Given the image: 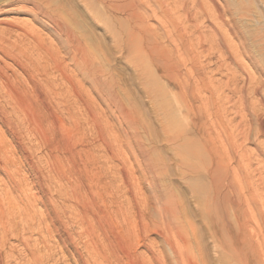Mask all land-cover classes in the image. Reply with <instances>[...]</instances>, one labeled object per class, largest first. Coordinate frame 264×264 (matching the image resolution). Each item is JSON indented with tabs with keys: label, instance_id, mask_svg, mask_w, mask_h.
Wrapping results in <instances>:
<instances>
[{
	"label": "rangeland",
	"instance_id": "374dc122",
	"mask_svg": "<svg viewBox=\"0 0 264 264\" xmlns=\"http://www.w3.org/2000/svg\"><path fill=\"white\" fill-rule=\"evenodd\" d=\"M3 1L5 0H0V3ZM182 1L191 8L190 11L193 10L192 13L195 14L196 11L194 10L198 11V25L200 26L198 27L200 29L198 31L201 32L194 31L195 33L191 34L193 33L192 29L194 28L193 30H196V27H194V25L191 26L193 21L191 24L187 23V15L182 11L181 19L185 21V26H191L192 28H190V30L187 29L189 32L188 36L190 37L188 40L189 44L184 43L178 48L173 43L172 46L170 42L165 43L167 50L170 52L173 50L175 59L179 61V65L172 69L170 66L165 67L156 63L154 64L144 51L140 52L134 48L124 47L121 41L125 36L123 35L120 24H118L116 19L106 11L104 5L99 0H86V2L82 0H56L59 6L62 8L64 7L63 9L68 12L66 21L69 25L75 29V31H77L98 54L102 53V55L107 57L110 61L108 67L110 71L115 74V78L118 77L116 79V84L119 91L121 90V99L119 98L118 105L122 106V108L119 107L118 109L111 100L91 95V102L96 106L100 105L99 107L102 109L97 113V120L99 122H95L94 117L87 112L85 113L80 107V104L77 105L78 103L75 102V99H72V107L74 108H72V114L68 116L69 119L67 118L68 131L64 133L57 127H55L56 129L48 128L46 133L49 135V138H47V134L34 135V132H29L26 123H24L27 122L28 117L13 112L11 109V99L4 96L6 98L5 100L3 97L4 93L1 92L0 110L7 108L8 118H11L13 126L10 128V126L6 124H1L2 121L0 119V136L3 141L1 147L4 148L0 151V157H2L0 158V184L2 183L0 185V194L3 192L2 195L11 197L12 194L14 196L19 193L22 195L21 199L24 200L22 206L24 205V209L27 210L24 214L26 222H24L25 227L23 228L21 236L19 239L12 236L6 240V246L3 247L4 256L7 253L10 259H13L9 264H80L81 262L83 264L84 261L85 264H93L91 257L88 256V248L85 247L88 243L84 242V240L87 241V239L85 237L80 238L79 236V232H81L80 225L69 221V214L73 209H71L68 204L71 205L74 203L77 196L74 194H77V192H75L76 187L74 190L72 184H74V182L77 184L80 180L86 184L88 171H86V168L83 166L84 160H87V162L91 160L88 168H94L95 170H101L102 168L101 172H103L102 174L106 180L115 178L120 181V178H122L121 176L126 174L129 175V173L131 179L137 180L139 176H141V169L139 161L137 162L139 159H137L136 150L140 147L149 149L155 159H160V161L162 159L168 163L166 172L165 168H163L161 183L172 188L174 197L178 200L179 206H181L180 208L184 214L183 216H188L189 221L193 224L196 236H198L197 241L200 244L197 248H200L202 252V263L228 264V260L223 259L225 256L221 253L220 249L215 247L211 229L208 227L210 225L209 221L205 219V209L200 203L201 200L198 199L200 198V193H198V190L196 193L195 189L186 180L183 173L184 171L179 165L180 159L176 147L178 144L185 143L183 144L185 146L202 148V145L211 137L212 141H219L217 144L221 145L224 151H230L232 149L229 148V144L227 143L225 129H228V133L234 132L242 118L248 122L252 118V107H255L259 113L262 111L264 113V0H217L219 7L222 8L226 6L225 9L228 12L225 18L229 22L228 26L222 25V20L218 16L219 11L216 7H213L210 0L199 1L205 4L209 12L211 11L210 14L213 12L214 20L211 19L212 15L209 17L200 8L199 10L196 9L194 3L198 0ZM217 17L219 19H217ZM1 20H6L18 25L16 30L13 31L14 34L6 35V37H9L7 39L12 42H18V49L26 47L24 44L25 42H23V44L20 42L24 36V33H22L25 32L24 29H33L34 32L37 29L36 34L39 32L42 35L38 33L37 37L42 38L44 36L43 39L46 40L44 41L46 44L50 43V45L54 47L59 46L60 48L56 47V49L64 52V49L59 43V31L48 21L35 19L33 16L24 13H7L0 16L1 30L5 28V24L2 25ZM160 20L159 17H155L154 19L148 20L147 23L152 28L156 29L160 36H164L166 33L165 28L162 26V28H164L162 30L161 25H163V22L161 23ZM187 26L186 28H189ZM201 33L204 35L203 42L206 49L200 46V42L202 41ZM18 36L21 40H18ZM222 37L226 39V43L218 45L221 39H223ZM57 39L59 42H57ZM212 42H214L216 46H211L210 44ZM6 48L10 49V46L6 45ZM10 50H12V48ZM29 50H31L29 54H31L30 52L33 53L32 49ZM16 51L17 49H15V52ZM3 54L4 53L0 50V56L3 57H0L1 66H6L9 73H16L15 75H19V79L23 80L26 77L25 79L27 80V76L18 65L15 64V61ZM63 55L65 54L63 53ZM132 55H134V57ZM4 59L6 60L4 61ZM57 82H59V80H57L56 83ZM259 85L261 88H258ZM2 97L4 100H2ZM182 101L185 103L182 104ZM184 105L193 107L194 112H191L192 115L188 113ZM99 112L101 113L99 114ZM16 118H18V120H16ZM21 119L23 122H21ZM16 122L22 124H19V126ZM57 129L60 133H57ZM184 130H186V132ZM16 131H18L19 134ZM177 135L180 137L177 139L178 142L175 139ZM182 137H186L187 141L186 138L183 140ZM172 139H174L175 143L171 142ZM42 141H44L45 144H43ZM257 142L264 146V136H260ZM257 142L254 140L246 142L244 144L245 151L243 152L239 149L236 160H232L231 164L237 175V184L242 192L247 195L250 193V189L256 193L259 197L260 205L262 206L261 209H263L264 148L263 153L260 154L258 146L256 145ZM60 146L63 148H59ZM109 147H114L116 153H118L116 158L112 157L111 152L109 153ZM49 152H52L53 155L57 154L59 158L61 157L60 170L57 169L56 171L55 159L51 157L52 154ZM67 153L70 156H67ZM69 157H71V159ZM6 163L8 166L4 170L3 165ZM239 164H241V166ZM79 166L83 167H80V170H75L77 167L79 168ZM2 170H4V172ZM83 170L87 173H83ZM16 180L17 184L20 182L19 186L17 185V187H14L8 184L9 181L16 183ZM69 181L70 183H68ZM63 183L67 189H61ZM65 183H67V185ZM120 183L123 185V182L120 181ZM142 185L137 188L138 190L141 189V192L150 187L147 183H143ZM122 187H124V189ZM122 187L121 189L123 191L127 190L125 185ZM7 191H11V194ZM79 191L80 190H78V192ZM79 193L81 195L82 191ZM69 196L71 199H74L71 201ZM66 201L67 203H65ZM99 206L105 208L104 203H101ZM249 210H253L255 214L257 213L255 207L252 209L249 208ZM262 212L264 213V209ZM53 215L57 218L55 219ZM256 216L259 218H253L255 221L253 220L254 223L252 222V225L248 229V233L252 230L249 235L255 236L252 237L253 239L251 240L252 244L254 242V247L256 246L255 248L264 250L262 239L264 235V220L259 215ZM52 218L59 222L57 223L60 226L56 224L61 231H59V229L56 230V228L52 229L54 227ZM104 220L103 218V221ZM119 224L118 222L115 223V225L111 224L109 226L110 228L107 225L110 230L107 227L105 228L108 232L107 235H110V240L116 246L120 255L123 256L122 259L124 260H122L121 264H134L135 262V264H142V262L143 264L146 262L148 264L149 246L152 247L154 245L153 248L156 250L164 247L162 234L157 229H153L151 230L153 233H149L148 239L140 243H135L138 246L135 244L134 246L132 245L133 247L131 246L133 251L138 250L141 256L134 253L131 254L132 256L128 255L130 254L128 250L130 243L127 242L128 240L121 230L122 225L120 224L119 226ZM252 226H254V228ZM76 231L79 232L77 233ZM253 231L257 233L255 234ZM261 233L263 234L261 235ZM258 235H261V237ZM114 237H117L119 241ZM125 250L127 251L125 252ZM259 252L261 258L263 256L264 259L263 251ZM129 256H131L133 260L128 259L130 258ZM167 256L170 257L171 255L167 252ZM143 257H145L146 262L145 259L142 260ZM137 258L139 259L137 260ZM263 259L262 261L264 263ZM18 261L20 262L18 263ZM234 261L236 262L235 257L231 258V263ZM235 262L233 264H235ZM172 264L175 263L172 262Z\"/></svg>",
	"mask_w": 264,
	"mask_h": 264
},
{
	"label": "bare ground",
	"instance_id": "6f19581e",
	"mask_svg": "<svg viewBox=\"0 0 264 264\" xmlns=\"http://www.w3.org/2000/svg\"><path fill=\"white\" fill-rule=\"evenodd\" d=\"M82 1L86 2V0H82ZM99 1L104 5L106 11L110 13L112 17H114V19H116L118 24H120L123 35L125 36V38L122 37L123 38V40L121 41L122 45L124 47L127 46L128 48H131V49L134 48L135 50L140 51V52L141 51L146 52L149 56V59L151 60V62H154V64L156 63L158 65L165 66V67L170 66L172 69L176 68L179 65V61L175 59L173 50H171L172 52L167 50V46L165 43L170 42L171 46L173 43L175 44L176 47L179 48L184 43L189 44L188 40L190 37L188 36L189 32L187 31V29L190 30V28H192L191 26L193 25L194 27H196L195 28L196 30H193L194 28L192 29L193 33L191 34H194L195 33L194 31L200 30L198 28L200 27L198 25V21H199L198 15H197L198 11L194 10L196 11L195 14L192 13L193 10L190 11L191 8L186 3H184L182 0H172V1H168V0H99ZM210 1H211L210 3L213 4V7H216V9L219 11L218 16L222 20L221 22L222 25L228 26L229 22L225 18L228 12L225 9L226 6L221 8L219 7L217 0H210ZM194 4L196 5V9L199 10L200 8L209 17L210 15H212L211 19H213L214 17L213 12L212 14H210L211 11L209 12V9L205 6L203 2L200 3V1L198 0V1H195ZM63 8L59 6L56 0H5L2 3H0V16L7 14V13H24V14H28L29 16L30 15L33 16V18L35 19H42V20H45L51 23L59 31L58 36L60 39L59 38L58 39L60 40V42L58 41V39H57V42H59L60 46L64 49V52L58 49L60 51L59 52L56 49L57 46L54 47L52 45L53 46L52 47L50 43H48V42H51L49 40H47L48 44H46L44 42L46 40L43 39L44 36L42 38L37 37V34L39 33L38 32L36 34L37 29L35 30V32L33 29L32 30L24 29L25 32L20 31L24 33L22 41L20 42H22V44L23 42H25L24 44L27 48L24 47L26 49L24 48L18 49L19 48L17 45L18 42L17 43L12 42L11 40L7 39L9 37H6V35L8 34L11 35L13 31L16 30V27H18V25L12 22L6 21V20H1L2 25L5 24V28H2V30L0 29L1 30L0 50L1 52L4 53L3 54L4 56L9 57L10 59H13L15 61V64L18 65V67L27 76V80L25 79L26 77L25 78L23 77L24 78L23 80L19 79L18 77L19 75L17 76L15 75L16 73L15 74L9 73L8 68H6V66H1L0 64V94L4 93L3 97L7 96L11 99L12 101L11 109L13 112L20 113V115H23L24 117H28L29 121L26 119L27 122H24V123H26V127L29 129L28 131L34 132V135L35 134L45 135L47 134L46 130L48 128L54 129L55 127L60 128L62 132L66 133L68 131L67 118L70 114H72V110H73L72 108H74L72 107L73 106L72 99H75V102L78 103L77 105L80 104V107L82 108V110H84L85 113L87 112L91 114L94 117L95 122H99L97 120V116H98L97 113L99 110H102V109L99 107L100 105L96 106L94 105V103L91 102V99H90L91 95H96L102 99L111 100L112 102L115 103L118 109L119 107L122 108V106L118 105L119 98L121 95L120 94L121 90L119 91L117 84H116V79L118 77L115 78L116 77L114 76L115 74H113L110 71L108 67V64L110 61L107 59V57L102 55V53L98 54L79 35V33L75 31V29H73L69 25V23L66 21L67 20L66 17H68L67 16L68 12ZM182 11H184V13H186L187 15V20H186L187 23L191 24L193 21L190 27L186 25L189 28H186L185 21L181 19V15L183 13ZM206 14L205 16H207ZM155 17H159L161 19L160 20L161 23L163 22L162 23L163 25H161V28L162 26L165 28L166 33L164 36H160L159 33L156 31V29L152 28L147 23L148 20L154 19ZM219 18L217 17V19ZM164 28H162V30ZM198 32H201V31H198ZM222 38L223 39H221V41L219 40L220 43L219 44L217 43L218 45H223L224 43H226V39L224 37ZM18 40H21L20 37ZM201 40H200L201 41L200 46L202 48L203 47L205 48V44L203 42L204 35L202 33H201ZM6 45H9L10 49L12 48V50L7 49ZM210 45L214 46L215 43L212 42ZM28 48L32 49L33 53L30 52L31 54H29V51L31 50H29ZM15 49H17L16 52H15ZM63 53L65 55H63ZM132 56L134 57V55ZM5 60L6 59H4V61ZM13 68H14V65H13ZM57 80H59V82L56 83ZM259 87L260 85L258 86V88ZM125 91H126V88H125ZM3 97H2V100H4ZM183 103L185 102L182 101V104ZM184 106H186L185 108L188 111V113L194 112L193 111L194 109L192 106L190 105H184ZM6 109L3 108L0 110V119L2 121L1 124H6L10 126V128H12L13 122L11 118H8L9 116L7 115ZM252 109H253L252 110L253 113H251L252 118L248 122L243 120V118L241 117L242 119L236 126V130L234 132L228 133L229 132L227 131L228 129H225L226 135L225 134L224 135L227 137V143L229 144V148L232 150L224 151L223 150L224 148L221 145L217 144L219 141L214 142L212 141L211 137H209L208 141L204 145H202V148H196V147L193 148V146L191 147L185 146L183 145L185 144L183 142H182L183 144H178V146L176 147L178 151L177 154L180 159L179 165L181 166V169L184 171L183 173H184L186 180L195 189L196 193H197V190L199 191L198 193H200V196H199L200 198L198 199L201 200L200 203L205 209V213H206L205 219H208L209 221L210 225L208 227H210L211 229L215 247L220 249L221 253L225 256L223 259H227L228 264H233L235 262L234 261L233 263H231V258L233 257H235V260H236L235 264H264L262 261L263 256L261 258V254L259 252V251H263L264 253V250L257 249L255 248L256 246L254 247L253 245L254 242L252 244L251 240L253 239L252 237H255V236L249 235L252 230H250V233H248V229L252 225L253 220L255 218H259L256 215H259L264 220V217H263L264 213L262 212L264 208L261 209L262 206L260 205V200H259L258 195H256V193H254L250 189H249L250 193H248L247 195H245L242 192L241 188L237 184V177H236L237 175L235 174V170L233 168V165L231 164L232 160H236L237 154H238L237 152L239 151V149H241L243 152L245 151L244 144L246 142H251L252 140L257 142V139L260 136H264V113L263 111L259 113L255 107L254 108L252 107ZM263 110H264V107H263ZM100 113L101 112H99V114ZM16 120H18V118H16ZM21 122H23V120ZM17 124L19 125L20 123H17ZM184 131L186 132V130ZM57 133H60L58 132V129H57ZM176 137H177L175 138L176 140L180 138L178 137V135ZM47 138H49V135ZM185 138L182 137L183 140H185ZM38 141H41V140H38ZM186 141H187V138H186ZM171 142L175 143L174 139H172ZM2 143L3 141L0 136V151L4 149L1 147ZM42 143L45 144L44 141H42ZM256 145L258 146V151H260V154L263 153L264 146L259 142H257ZM61 147L62 146H60L59 148ZM108 149L110 150L109 153L110 152L112 153L111 154L112 157L116 158V155L118 153H116V150L114 149V147H109ZM49 153L52 154V152H49ZM242 154H245V153H242ZM68 155L69 154L67 153V156ZM136 155H137V159H139L137 160V162L139 161L140 163L141 176H139L137 180L131 179L130 173L129 175L126 174L124 176H121L123 180L122 178H120L121 179L120 181L123 182V185H125L127 189L126 191H123L121 189L123 185L120 183L118 179L113 178L110 180H106L102 174L103 172H101L102 168L101 170H98V169L95 170L94 168H90V167L88 168L89 162H91V160H89V162H87V160L86 161L84 160V164H83L84 168H86V171H88V175H87L88 178L86 177L87 178L86 184H84V182L80 180L79 178H78L80 180L79 183L76 184L74 182V184H72V187H74V190L76 187L75 192H77V194L76 193L74 194L77 196H76V201H74V203H72L71 205L68 204V206L71 207V209H73L71 213L69 214V221L80 225L81 232L78 231L79 236L80 238L85 237L87 239V241L84 240V242H87L88 244L85 246L84 244L86 243L83 242L84 243L83 245L86 248H88L87 249L89 251L88 256L91 257L92 263L93 264H121L122 260H124L122 259L123 256L120 255L116 246L110 240V235L109 236L107 235L108 232L105 228L107 227V225L109 227L111 224L115 225V223L118 222L122 225L121 230L123 234L125 235V237L127 238L128 240L127 242L130 243L129 249H128L130 254L128 255H131L134 253L136 255L141 256V253H139L138 250L133 251L132 247L134 246L135 243H140L143 240L148 239L149 233L150 232L153 233V231L151 230L157 229L162 234L164 247L162 249L158 248V250H156L153 248L154 245L152 247L149 246L148 264H172V262L175 264H203L202 263V252L200 251V248H197V246H199L200 244L197 241L198 236H196V232H195V228L193 227V224L189 221L188 216H183L184 214L181 211V208H180L181 206H179L178 200L174 197L172 188L161 183L162 181L161 175L164 170L163 168H165V172H166L168 163L162 159L161 161L160 159H155V157L152 156L151 151L145 147L138 148L136 150ZM51 157L55 159L54 163H55L56 171L57 169L60 170L61 168L60 158L61 157L59 158L57 154L56 155L52 154ZM71 157L69 158L71 159ZM239 165L241 166V164ZM7 166L8 164L6 163L5 165H3L4 168L3 167L2 168L5 170ZM83 166H79V168L77 167L78 169L76 168L75 170H80V167H83ZM4 170L2 171L4 172ZM83 171H84L83 173H87L85 172V170ZM17 180H16V183L12 182L13 181L12 180V181H9L8 184L11 186L13 185L14 187H17V185L19 186L20 184V182L17 184ZM68 183H70V181ZM143 183H147L150 187H148L143 192H141L140 191L141 189L138 190L137 188L141 187ZM65 184L67 185V183ZM65 188L66 186L63 183V186L61 187V189L64 190ZM122 188L124 189V187ZM142 188L144 189L143 185H142ZM78 190H80L79 192L82 191L81 195L78 192ZM7 192H10L11 194V191H7ZM2 193L0 194V264H9L13 259L11 260L10 256H8L9 254L7 253L4 256L3 247L6 246L5 244L6 240L11 238L12 236L17 237L18 239L21 236L23 228L25 227L24 222H26L24 214H25V211L27 212V210L24 209L23 207L24 205L22 206V203L24 200L21 199L22 195H20L18 192H16L18 194L14 196L12 194L11 197L4 196L2 195ZM73 199H71V201ZM65 203H67V201ZM99 203L100 204L104 203L105 208L100 207ZM253 207H255L257 210L256 214L253 212V210L251 211L249 210V208L252 209ZM53 217L55 218L54 215ZM103 218L105 219L104 221H103ZM52 221H53V226H54L52 229L56 228V230L59 229V231H61L60 228L57 226L59 222L54 220L53 218H52ZM252 227L254 228V226ZM31 228H32V224H31ZM253 232L255 233V231ZM258 232L260 233L259 230ZM263 233H261V235ZM261 235H258V236L261 237ZM262 237H263L262 239L264 243V235ZM115 239L118 240L117 237ZM126 251L127 250H125V252ZM167 252L168 254L171 255L170 257L167 256ZM131 256H129L130 258L128 259H132ZM145 257H143L142 260H144ZM138 259L139 258H137V260ZM19 262L20 261H18V263ZM84 262L83 264H85ZM145 262H146V259H145ZM80 264H82V262ZM145 264H147V262Z\"/></svg>",
	"mask_w": 264,
	"mask_h": 264
}]
</instances>
